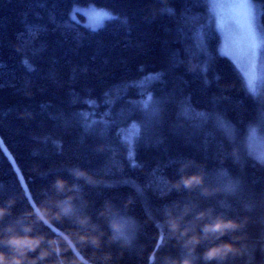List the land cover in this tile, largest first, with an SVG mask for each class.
<instances>
[{"label":"trees","instance_id":"1","mask_svg":"<svg viewBox=\"0 0 264 264\" xmlns=\"http://www.w3.org/2000/svg\"><path fill=\"white\" fill-rule=\"evenodd\" d=\"M253 3L264 24V5ZM75 7L106 10L115 19L92 31L71 19ZM210 9L185 0H0V138L39 211L55 213V201L73 197V215L48 222L90 264H103L106 253L107 264L183 259L188 250L165 221L186 206L182 225L193 229L189 235L202 234L219 216L243 224L219 239L208 234L193 264H264V162L249 145L252 132L264 136V81L249 91L220 51ZM74 168L87 170L94 183L76 179ZM193 174L203 183L176 186ZM58 177L70 190L55 189ZM9 200L0 238L9 225L23 235V225L32 224L30 235L45 239L29 259L56 238L65 264H84L36 220L0 148V207ZM202 211L209 214L197 219ZM81 216L88 225L76 223ZM113 221L123 225L116 240ZM87 232L103 233L100 248L78 242ZM223 241L240 251L205 260L206 250ZM0 253L13 255L3 243ZM56 260L52 254L38 264Z\"/></svg>","mask_w":264,"mask_h":264},{"label":"clouds","instance_id":"2","mask_svg":"<svg viewBox=\"0 0 264 264\" xmlns=\"http://www.w3.org/2000/svg\"><path fill=\"white\" fill-rule=\"evenodd\" d=\"M76 179H84L86 183H94L93 177L85 169L74 168L70 170ZM203 183V177L198 174H193L190 176H182L177 182L176 186L180 187H194ZM55 189L58 192H63L66 189H69L68 182L62 177H58L54 181ZM71 188H76V185H72ZM73 197H65L64 200L55 201V213H52L49 208H41L39 212L35 213V218L38 222H47L51 219H61L63 217H70L74 213V208L72 205ZM8 207H0V219L5 215L9 214L10 207L14 203L13 200L6 202ZM189 207H185L183 212L179 215H173L171 211L167 213V219L165 223L168 226L169 232L176 237L178 240L183 242V246L188 250V254L183 259H171L168 258L166 264H193L192 253L194 252L197 245H199L203 238H206L208 234H215L217 239L225 235L229 231H235L243 227L242 222L234 219H225L222 216L216 217L213 222L204 224L202 226V234H193L189 235L193 231L191 227L183 226L182 222L184 217L190 212ZM210 211V210H209ZM209 211H202L197 214V219H203L206 215L209 214ZM105 213H101L104 215ZM31 215V214H29ZM90 222V218L87 216L78 217L76 223L81 226H86ZM111 228L113 229V236L110 237V240H116L123 231V225L118 221H113L111 223ZM95 225H93V231ZM23 235L16 231L15 225H9L4 229V232L7 234L3 238H0V243H3L10 247L13 252L12 257L9 259L5 254L0 253V264H38L39 261H44L47 257L52 254H56L57 260L54 264H65V259L61 255L64 251L60 247L61 240L53 238L48 240V247L43 248L39 255L35 258L29 259L28 253L35 251L41 244L44 242L43 236H32L30 233L33 231L32 224H24L22 227ZM103 233L96 235L93 232H87L80 234L78 236V242L81 245H92L95 248H100L102 246V237ZM63 241L65 243L69 242L70 237L63 236ZM240 250L231 242L223 241L218 245H215L204 253V259L211 261L214 259H225L229 254H236ZM111 259V254L106 253L101 258L103 264ZM73 264H77V261H73Z\"/></svg>","mask_w":264,"mask_h":264},{"label":"snow or ice","instance_id":"3","mask_svg":"<svg viewBox=\"0 0 264 264\" xmlns=\"http://www.w3.org/2000/svg\"><path fill=\"white\" fill-rule=\"evenodd\" d=\"M185 2H204L210 4L212 6L210 9V22L214 19L218 30L222 32L224 31L226 20L230 21L235 32L238 34V38L225 33L224 54L235 60L236 55L233 49H242L250 69L244 73L245 82L249 91L255 94L253 85L256 78V62L264 60V24L258 22V17L254 10L248 6V2H237V0H185ZM260 3L264 5V0H260ZM167 11L170 12L171 10L169 9ZM76 13H81L88 18L86 27L92 31L102 28L105 22L115 19L111 13L105 10H97L94 8L84 10L76 8L70 14L72 20H75ZM260 15L264 16V8L261 9ZM200 39L202 40V35ZM259 79L264 81V70L260 72ZM151 102L152 97L149 96L143 102V107L148 109ZM133 128L136 134H138L139 129L135 125H133ZM126 139L131 143L130 137ZM129 154L131 155V153ZM11 162L14 166L15 162Z\"/></svg>","mask_w":264,"mask_h":264},{"label":"rangeland","instance_id":"4","mask_svg":"<svg viewBox=\"0 0 264 264\" xmlns=\"http://www.w3.org/2000/svg\"><path fill=\"white\" fill-rule=\"evenodd\" d=\"M237 2H248V6L250 8H252L254 10V12L256 13L255 5L253 3V0H237ZM76 8L88 10V9H93L94 7H87V8L75 7L74 9H76ZM94 9H96V8H94ZM73 10H72V12H73ZM97 10H101V9H97ZM107 12H109V11H107ZM75 15H76V18H75L76 21L81 22L85 26L88 24V18L85 17L83 14L76 13ZM211 22L213 23L215 29L220 34V42H221L220 43V51L224 54L223 50H224V46H225V33L231 34V35H233L236 38H238V34L235 32V29H234L233 25L228 20H226V22H225V28H224L223 32L218 30L216 21L214 19L211 20ZM233 52L236 55V59L235 60L233 58H231L230 56H228V55L227 56L234 62V64L237 66V68L240 70V72L244 76V73L246 71L250 70L249 69V65H248V61L244 57L242 49H233ZM262 70H264V63L262 61H257L256 62V78L254 80V85H253L255 90L262 83V80L259 79V74H260V72ZM249 145H250V147H251V149L253 151L254 156L256 158H258L259 160L264 162V136L259 135L256 131L252 132L250 134V136H249Z\"/></svg>","mask_w":264,"mask_h":264},{"label":"water","instance_id":"5","mask_svg":"<svg viewBox=\"0 0 264 264\" xmlns=\"http://www.w3.org/2000/svg\"><path fill=\"white\" fill-rule=\"evenodd\" d=\"M0 142H2L1 138H0ZM0 148L3 150V153L5 154V156L7 157L9 163L11 164L14 172L16 173L18 180L20 182V184L22 185V188L25 192V196L28 199L29 204L31 205V207L33 208V210L35 211V213L39 212V210L37 209L36 205L34 204L33 200L31 199L28 189L26 187V183L24 182V179L21 175V172L19 171L16 163L12 164L11 161H14L13 157L11 156V154L9 153V151L7 150V148L5 147V145L2 143H0ZM15 162V161H14ZM18 170V171H17ZM49 228H51L52 231L56 232L58 235H60L61 237L65 236L64 234H62L59 230L54 229L53 227H51V225H49L48 222H44ZM69 248L71 249V251L73 252V254L76 256V258L81 261L84 264H90L88 263L77 251V249L75 248V246L73 245V243L69 240V242H67Z\"/></svg>","mask_w":264,"mask_h":264},{"label":"bare ground","instance_id":"6","mask_svg":"<svg viewBox=\"0 0 264 264\" xmlns=\"http://www.w3.org/2000/svg\"><path fill=\"white\" fill-rule=\"evenodd\" d=\"M2 150V149H1ZM3 151V150H2ZM7 158V157H6ZM25 182V181H24ZM27 187V186H26ZM28 189V188H27ZM29 192V191H28ZM30 195V194H29ZM31 197V196H30ZM32 199V198H31ZM48 222V221H47ZM49 223V222H48ZM46 225V224H45ZM49 225H51L50 223H49ZM47 226V225H46ZM48 227V226H47ZM51 227H53L52 225H51ZM54 229H56L55 227H53ZM51 229V228H50ZM58 230V229H57ZM54 232V231H53ZM61 232V231H60ZM56 233V232H55ZM62 233V232H61ZM57 234V233H56ZM63 234V233H62ZM65 235V234H64ZM60 236V235H59ZM79 253V252H78ZM89 263V262H88Z\"/></svg>","mask_w":264,"mask_h":264}]
</instances>
